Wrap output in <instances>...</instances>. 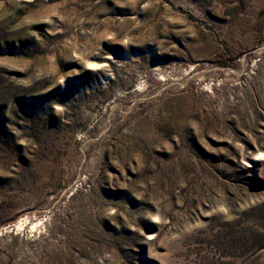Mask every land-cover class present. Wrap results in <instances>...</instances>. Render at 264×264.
<instances>
[{"label": "rangeland", "instance_id": "1", "mask_svg": "<svg viewBox=\"0 0 264 264\" xmlns=\"http://www.w3.org/2000/svg\"><path fill=\"white\" fill-rule=\"evenodd\" d=\"M0 264H264V0H0Z\"/></svg>", "mask_w": 264, "mask_h": 264}]
</instances>
